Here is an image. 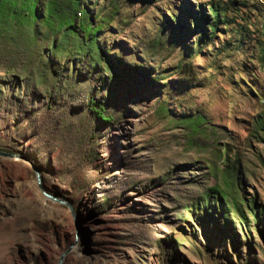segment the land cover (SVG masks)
<instances>
[{
  "label": "rangeland",
  "instance_id": "rangeland-1",
  "mask_svg": "<svg viewBox=\"0 0 264 264\" xmlns=\"http://www.w3.org/2000/svg\"><path fill=\"white\" fill-rule=\"evenodd\" d=\"M26 1L0 13V150L27 159L0 155V264H85L76 229L89 264H264V0L209 37L208 0H79L109 65Z\"/></svg>",
  "mask_w": 264,
  "mask_h": 264
},
{
  "label": "trees",
  "instance_id": "trees-1",
  "mask_svg": "<svg viewBox=\"0 0 264 264\" xmlns=\"http://www.w3.org/2000/svg\"><path fill=\"white\" fill-rule=\"evenodd\" d=\"M32 1L28 0L25 2V4L33 8L36 0H32ZM7 4H8V0H0V13H3L6 15V13L4 12H10L8 10ZM67 5L69 6L70 13L72 12L71 16L69 15L67 16V9L61 0H45L44 7L47 12L45 16V22L48 23L49 25H52V27H54L57 30L64 31L65 39L67 38L68 33H74L75 31V34H76V27H80L83 32L85 31V35H83V40L88 39L89 42L93 44L94 50H90L89 48L87 49L90 52V55L95 59L97 63H100L101 59H103L104 61L106 59V62L109 65L110 62L107 60L108 59L106 57L107 54L103 52L99 46L95 45L92 42V39H93L92 35L96 31L97 28L91 26L92 22L89 20L87 16V11L85 9H82L83 15L80 18L78 25H77L76 23L73 22L72 15L74 14L75 16L76 12H79L78 10L80 8V2L79 0H68ZM245 5H246V0H208L203 5H200V4H198L197 6L195 5L194 7L189 9V12H186V14H187V17L189 18V21H191L192 28L194 27L197 30H201L202 29L201 22L206 23V27L208 29V37H209V36H214L215 33H217V31L221 29L219 28V25L221 24L227 25L228 23L232 22L231 20L232 17L229 15V12L233 10H237L239 7H243ZM196 7H198V9H196ZM11 12H14L12 13L13 16L16 14L14 10ZM261 14H262V18L264 19V12ZM173 18L175 19V17ZM175 20L177 21V27L180 28L181 27L180 22H178L177 19ZM256 29H257L256 30L257 34H259L256 42L258 43L259 47H261L260 51L263 52L259 56V61L264 66V20L261 23L260 27L258 26L256 27ZM87 33H90V36L88 38H87ZM200 41H201V38H199V42ZM83 49L85 48L78 47L79 51ZM90 102L92 104L91 110L95 113V115L98 118H100L104 122H109L112 120V116L107 115L105 113V110L102 108L100 103L95 102L93 104V101H90ZM257 123H258V128L264 134V117L259 118ZM48 192L57 197H61L68 201L70 200V197L66 195L59 196L58 193L50 192V191ZM218 193L222 197H227V193L224 190L218 189ZM205 195H206V198H208L209 200L211 194L206 193ZM233 206L237 208L238 204H233ZM254 207H255L254 203L248 205V208L252 209L255 213V216L257 217V212ZM205 209H206V204H204L203 210L205 211Z\"/></svg>",
  "mask_w": 264,
  "mask_h": 264
},
{
  "label": "water",
  "instance_id": "water-1",
  "mask_svg": "<svg viewBox=\"0 0 264 264\" xmlns=\"http://www.w3.org/2000/svg\"><path fill=\"white\" fill-rule=\"evenodd\" d=\"M0 155H1V156H5V157H16V156H17V157H19V158H24V159H26V157L23 156V155H21V154H20V155H15V154H12V153H9V152H5V151H2V150H0ZM26 160H27V159H26ZM31 166H32V168H33V170H34V172H35V177H36L37 185H38L39 189L41 190V193L43 194V196H44L46 199H48V200H51V201H53V202H57V203H60V204H65V205H67L69 208H71V204L69 203L68 200L63 199V198H61V197H57V196H55V195H53V194L47 192V191L44 189V187H43L42 184H41V174H40V170H39V168H38L36 165H34V164H31ZM71 210H72V209H71ZM74 237H75V241H78V240H79V239H78V235H77V229H76V233H75ZM67 251L69 252V248H68L66 251H64V254L67 253Z\"/></svg>",
  "mask_w": 264,
  "mask_h": 264
},
{
  "label": "bare ground",
  "instance_id": "bare-ground-1",
  "mask_svg": "<svg viewBox=\"0 0 264 264\" xmlns=\"http://www.w3.org/2000/svg\"><path fill=\"white\" fill-rule=\"evenodd\" d=\"M76 241L75 243H73L69 248L73 249V255H74V259L77 261H81L84 262L85 264H89L90 262V257L88 256V254H84V252H80L76 249Z\"/></svg>",
  "mask_w": 264,
  "mask_h": 264
},
{
  "label": "clouds",
  "instance_id": "clouds-1",
  "mask_svg": "<svg viewBox=\"0 0 264 264\" xmlns=\"http://www.w3.org/2000/svg\"><path fill=\"white\" fill-rule=\"evenodd\" d=\"M263 2V1H262ZM264 3V2H263Z\"/></svg>",
  "mask_w": 264,
  "mask_h": 264
}]
</instances>
